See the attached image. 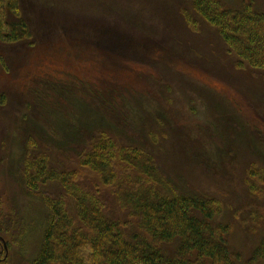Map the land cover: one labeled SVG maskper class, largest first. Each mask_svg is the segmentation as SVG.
Segmentation results:
<instances>
[{"label":"rangeland","instance_id":"1","mask_svg":"<svg viewBox=\"0 0 264 264\" xmlns=\"http://www.w3.org/2000/svg\"><path fill=\"white\" fill-rule=\"evenodd\" d=\"M55 1L62 12L38 16L31 0H20L33 11V37L0 38V206L9 226L1 235L10 246L1 264H29L47 222L42 198L29 195L18 177L33 133L25 131L24 117L42 125L45 116L79 119L85 108L105 116L100 101L109 102L112 87L121 90L112 99L120 108L122 95L141 102L139 113L143 106L158 112L160 167L178 184L221 200L217 219L230 222L229 244L246 261L264 239V184L247 175L249 169L250 175L264 169V68L245 61L239 66L190 0ZM221 1L230 8L242 4ZM254 5L264 11V0ZM185 12L196 23L189 25ZM124 134L141 139L128 126ZM36 135L31 138L40 149L44 143ZM143 143L151 148L147 138ZM46 153L53 163L78 171L80 183L91 188L100 183L71 152V158L52 149ZM44 186L60 192L57 183ZM98 186L109 208L125 214L114 189ZM250 264H264V255Z\"/></svg>","mask_w":264,"mask_h":264},{"label":"trees","instance_id":"2","mask_svg":"<svg viewBox=\"0 0 264 264\" xmlns=\"http://www.w3.org/2000/svg\"><path fill=\"white\" fill-rule=\"evenodd\" d=\"M31 2L38 16L62 12L55 0ZM190 5L215 28L228 51L238 57L239 66L245 61L264 68V11L255 7L254 0H242L238 8L221 0H190ZM30 12L20 0H0V38L19 42L33 37ZM183 15L189 25L196 23L191 15ZM119 93L112 87L109 102L100 101L105 116L90 115L92 110L86 108L79 119L45 116L49 128L24 117L25 131L33 133L27 138L18 177L29 195L42 198L48 211L38 251L29 264H250L261 258L264 239L246 261L232 250L230 222L217 219L222 213L219 198L186 188L164 173L156 151L160 115L148 106L139 113L141 102L126 101L122 95L125 103L120 108L112 102ZM116 112L123 115H113ZM127 126L141 139L125 135ZM33 134L44 143L40 149ZM146 138L151 148L143 143ZM48 149L76 156L78 165L93 171L99 184L114 189L117 206L125 214L109 208L99 184L84 185L78 181V171L53 163ZM249 170L248 176L264 184V169L252 175ZM49 183H57L60 192L43 190ZM8 232L0 206V264L8 260L10 246L1 235Z\"/></svg>","mask_w":264,"mask_h":264}]
</instances>
